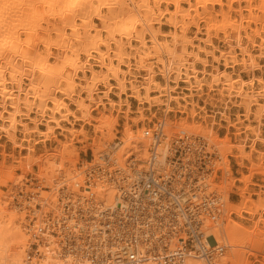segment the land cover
Masks as SVG:
<instances>
[{
    "label": "bare ground",
    "instance_id": "bare-ground-1",
    "mask_svg": "<svg viewBox=\"0 0 264 264\" xmlns=\"http://www.w3.org/2000/svg\"><path fill=\"white\" fill-rule=\"evenodd\" d=\"M5 1L4 3L0 2V120L3 122L0 128L6 132L10 140H13V143L16 141V132L20 126L25 133L30 134L38 131L46 138H50L52 137L51 133L54 134L55 127L67 130L61 125V121H68L71 125L77 121L90 122L92 108L99 101L95 97L98 85L104 84L110 89L108 83L111 78L117 80L121 92H124L130 83L133 95L141 102H151L152 85H155L156 89L160 91V96L167 95L169 100L172 90L175 89L170 82H176L183 76L187 81L194 79L198 84H203L196 63L201 61L200 51L205 50L203 48L189 49V46H194L192 39L187 36L189 25L182 24L184 27L182 26L180 30L172 28L173 30L169 33H165L160 26H155L159 16L167 13L160 8L162 0H153L154 2L151 0H99L100 4L96 7L89 4L91 0H86L87 3L83 2V5L79 4L81 0H54V6L58 2V5L61 3L64 8L53 11L42 18L37 16L39 15L37 14L38 9L32 7V4L29 5L31 7L27 6V3L25 6H23L24 4L16 6L15 9L12 2L10 4L9 1L7 3ZM233 1L235 0H231V3ZM246 1L250 2L251 0ZM171 2L175 5V9L172 11L170 23L177 27L179 26L177 16L180 15L184 18L187 13H181L180 0H171ZM262 4L260 10L264 12V0ZM87 6L93 10L79 18L81 19L80 24L77 23L76 17L82 16L81 13H85L82 10ZM104 7L111 9V16H103L102 8ZM231 9H233L232 4ZM248 9L252 11L253 7L250 6ZM235 10L239 11L238 8ZM88 11L90 12V10ZM92 13L99 19V23L93 21ZM35 15L38 19L37 17L34 19ZM251 17L255 18L256 15H251ZM242 21L243 17L227 21L224 23L226 24L224 27L222 25L227 50L221 51H223L222 55L227 58L228 55L235 56L233 50L240 48L243 58L242 61H239L243 70L253 71L258 67V61L246 45L247 43L243 42ZM43 22L46 26L43 25ZM230 27L232 28L228 31L227 29ZM102 32H106L105 38L102 37ZM52 33H55L56 36L52 37ZM117 35L120 37L116 39ZM160 36L170 37V39L161 40ZM133 38L137 41V46H133ZM251 39L254 41V38ZM40 41L43 42L45 50H39ZM113 43H115V47H113ZM128 44L133 46V56L126 51ZM53 48L57 50V53L53 54L51 51ZM260 48H264V38ZM93 52L97 53L96 63L101 69L94 67L96 63L91 60ZM211 52L214 51L211 50L205 54L211 56ZM262 53L264 55V51ZM81 54L85 55V59L80 58ZM52 56H54V61ZM215 57L218 62L219 58L217 59V57L220 56L215 55ZM133 58L136 60L135 66L132 62H126L129 69H122L121 65L125 60ZM152 58L158 59L154 62L159 65L160 73L166 80L165 84L155 80L154 62H150V64L148 62ZM115 60H118V63H115ZM233 61H235L234 58ZM201 62L204 66L208 65L206 59ZM133 69L137 73H134L133 78L128 80L126 74ZM206 71L201 70L203 74ZM142 72L143 74H141ZM210 75L212 82L216 83L221 82L222 77L229 76L224 81V87L228 96L235 95L243 99L244 116L246 117L241 121H256V125L247 124L246 128L249 129V132L241 137V143L238 146L235 145L239 152L237 156L253 161L252 153L245 152L247 153L245 154L244 151L247 144L254 151L258 139L264 143V135L261 130V125L264 123V86H260L257 93L253 91L254 88L246 89L249 83L241 78L240 74L237 77H232V74L224 72L216 65L213 66ZM258 79L264 83L261 78ZM63 82L65 86H62ZM141 89H145V94H142ZM106 95H108V90ZM65 98L71 100L76 107L75 110L69 108ZM49 102L52 106L48 122L54 124L48 125L46 130H40L38 118L31 117L30 112L36 110L41 116H45L46 110L49 109ZM254 105L257 106L255 110L252 109ZM76 111H79V114ZM251 114L254 115L253 120L250 117ZM29 118L31 126L24 122V119ZM166 120V118L160 120L166 124L163 148H160L163 158L166 151L165 145L169 144L171 135L177 133L179 127L187 130L191 137L193 136L190 142L191 150L185 155V161H189L197 155V150L201 147L199 144L201 141L197 140L198 137L208 139L210 146L220 149L224 157H226L227 151L234 148L229 139L224 143H219L212 125L186 124V120L172 124ZM97 121L95 129L101 132L100 141L91 138V145H95L98 150L102 146H108V150L100 152L96 162L102 163L105 160L111 168H119L129 174L133 169H142L149 159L151 147V138L146 136L147 130L140 129L138 132H133L130 125L125 123V126L128 125L125 127V136L121 144H117L111 142L114 139L112 131L118 123L117 118L103 114ZM79 130L68 129L71 136L83 133ZM72 139L73 137L68 141H63L62 148L57 150V153L49 154L50 156L44 154L23 164L22 169L25 172L31 170L30 165L33 161L41 166L37 175L40 179L39 189L34 191L38 193V198L35 197L36 200L29 202V205L34 207H30L34 223L28 227L24 220L25 214L13 213L10 215L7 213V201L0 207V264H205L193 252L182 253L180 259L171 263L161 260L165 253L168 252L169 255H172L177 251L174 248L176 240L171 225H169L170 220L166 217L167 227H164L165 224L161 223L154 215H148L140 222L141 215H138L137 212L134 215L126 214V216H132L133 221H137L138 225L142 223L144 225L142 229L135 226L129 229V226L120 222V217L115 216L119 212L118 199L121 196L119 195L121 188L119 176L98 172L94 178H90V184H86L89 176L86 178L85 174L82 178L81 171L73 167L77 152L71 148ZM85 139L88 140L90 137ZM29 150L34 151V148L30 147ZM256 151L260 153L258 161H253L252 172L245 175L241 179L242 181H249L254 172L259 171L264 174L262 158L264 152ZM160 158L157 159L160 161ZM217 161L221 162L216 159V163ZM223 168L229 179L231 169L227 160H223ZM111 171L113 170L109 172ZM1 180L3 184H7L9 181L17 179L14 178L10 170ZM43 181H46V184L51 188L50 192H41ZM127 181L129 182L127 191L133 190L132 180L128 178ZM15 183L21 186L24 182L19 179ZM207 183L210 185L212 183L214 186V178H209ZM219 186L222 199L219 208L225 207L222 209L223 214L219 215L218 219L211 221L208 214L202 213L200 220L205 228L204 233L213 230L216 240L222 242L223 246H230L233 251L230 256L219 251L213 253L211 259H208V263L250 264L247 261L249 251L247 252L243 247H252L255 244L254 241L257 240L255 246L258 247L253 248L259 251L264 250V238L255 237L256 230L263 228L258 223L261 217L252 226H246L228 217L231 212L240 213L243 211L248 202L252 205L251 208L246 209L248 213L251 215L261 214V211L264 210V190L262 196L255 201L245 198L246 190L242 188L239 190L242 201L236 204L230 202L227 195L225 197L224 188ZM22 201L25 206L27 200L23 199ZM121 203L123 206H127L124 202ZM38 204H40L39 207ZM50 211H54L52 219L49 217ZM35 219L36 221H34ZM105 219L107 220L105 221ZM173 223H175L174 220ZM104 225L109 227V231L103 228ZM89 226H92L91 229ZM122 235L125 239L124 242L118 241ZM31 237H34L39 243L33 256L30 255L31 251L29 252ZM66 240L67 248L61 243ZM207 242L210 243L208 239ZM165 245L168 248H165ZM109 248L112 251L111 255H109ZM128 250H133L134 259L125 256ZM132 252H129V255Z\"/></svg>",
    "mask_w": 264,
    "mask_h": 264
},
{
    "label": "rangeland",
    "instance_id": "rangeland-1",
    "mask_svg": "<svg viewBox=\"0 0 264 264\" xmlns=\"http://www.w3.org/2000/svg\"><path fill=\"white\" fill-rule=\"evenodd\" d=\"M4 1L5 0H0L1 3H4ZM32 1L6 0L5 2L6 3L12 2V6L13 7L15 6V9L20 5L22 6L23 4H24L23 6L27 5V3H28L27 6L32 4L31 5L32 7H35L36 10L38 9L37 14L39 15L37 14L36 15L40 18L46 17L51 12L53 13V11L55 12L56 10H60L64 8L60 2L59 5H61L62 7L58 5V2L54 6L55 4L54 0H32ZM151 1L154 2L153 0ZM180 1H181L180 7L182 10L181 13L183 14L187 13V16H185L184 18L183 16L181 17L180 15L177 16V19L179 20L178 21L179 26L175 27L170 23V17L172 15V11H174L175 9V5L171 2V0L161 1L160 3L161 10H164L167 13L163 14L162 16H159V18L157 19L158 23H155V26L156 27L160 26L165 33H169L173 29L180 30L183 26L182 24H185L184 26L189 25L187 30V36L192 39L195 46V47L189 46V49L199 50L200 48H203L205 51H200L199 53L201 57V61L203 59L208 60L207 66H204L201 61H197L196 63V67L200 70L198 74L202 79L203 84H198L197 82L194 81V79L192 80L190 79L189 81H187L184 79L185 78L184 76L176 82L171 81L170 84L175 89L172 90L171 97L169 100L167 99L168 98L167 95L160 96L161 94L160 91L156 89L155 85H152V89L150 91L151 102H141L133 95V91L130 89V83H128L129 86H127V89L124 92H121V89L117 84V80L111 78L108 83L110 89L105 87L104 84L98 85V92L95 95V97L98 98L99 101L92 108L93 110L91 113L92 117L90 122L86 123L83 121H77L74 123L75 125L74 124L71 125L68 123V121H61V125L67 130H63L60 127H55L54 134L51 133L52 137L50 138H46V136H44L41 132L38 131L32 132L30 134L25 133L22 130V127L20 126L17 129L16 141H14V143L13 140H10L6 132H3L0 128V183H1L0 207L6 204L5 202L7 201V206H6L7 213H9L10 215H12L13 213L25 214L24 220H25V224L28 227L34 223L31 217L33 213L30 209V207L32 206L29 205V202H32L33 200H36V198H38V193L34 191L39 189L40 179H38L37 175L40 172L41 166H39L38 163H35L33 161L32 164L30 165L31 170H28L26 172L24 171V169H22V166L25 162L29 160H33L41 155L48 154V156H50L52 155V153L53 154L57 153L59 149L62 148L61 145L62 142L70 140L71 137H73L71 141L73 145L71 146V148L75 150V152H77V155H75L74 157L75 161L73 167L75 169L80 170L81 177L82 178L84 177V173H86V171H88L91 167H93L92 164L98 160L99 153L108 150V146H102V148L98 150L95 145H91L92 143L91 138L100 141L101 132L95 129V124L98 123L97 119L101 117L103 114L110 117H116L118 120L117 125L112 131L114 133V139L111 141L117 144H121L122 139L125 136L124 133L125 127L128 125H130L131 130L133 132H138L140 129H148V128L153 129L156 123L164 118L167 119L166 120L167 122H170L172 124L173 123L177 124L182 122L183 120H186L185 121L186 124H192V125L199 124L202 126L212 125L213 129L216 132V138L218 139L220 144L222 142L224 143L225 140L227 141V139H229L230 144L234 145V148H232L229 152L227 151L226 157H224L220 149H217L215 147L212 148V146H210L209 144V140L206 139L205 137H202V140L205 143H207L206 149L208 151L215 150L220 155L221 162L217 161L216 163L218 167L217 182L219 185L222 186V188H224L223 190H225L224 191L225 197L227 195L230 202L236 204L240 203L242 201V196L239 194V190L242 188L246 190L245 191L246 193L244 195L245 198H249L251 200L256 201L259 199V197L262 196L263 193L262 191L264 190V174L262 172L259 171H258L259 173L254 172L250 177L249 181L247 182L242 181L241 179L245 175H249L252 172L251 169L253 168L252 167L253 161L257 162L258 157L260 155V153L256 150H260L264 152V143H261V140L258 139L255 145L256 149L254 151L251 150L252 149L251 146H249L248 144L246 145V149L244 153L245 152H247L248 154L252 153L253 161H251V159L249 158L243 159L242 157L237 156V154H239L237 150V146L239 143H241V137L245 135L247 132H249L248 131L249 129L246 128L247 124L250 123L252 125H256L255 123L256 121H251V122L250 120L241 121L246 117L244 116L245 108L242 103L243 99L235 95L232 97L228 96V92L224 87L225 85L224 81H226V79L229 76H227L226 78L222 77L223 82L221 81L216 83V82H212L210 72L213 70V66L216 65L224 72L232 74V77H237L240 74V77L248 81L249 83L248 86H246V89L254 88L253 91H256V93L258 90H260L261 87L264 86V83L259 81L258 79L261 78V80L264 81V55L262 53L264 51V48H260L261 42L264 38V12L260 10V7L263 5L262 4L263 0H251L250 2L246 0H239V1L235 0L232 3L231 0H219V1L218 0H180ZM83 2H85V4L87 3L86 0H81L79 1V4L83 5L84 4ZM90 3L91 5H93V7H96L98 6V4H100L99 0H91L89 4ZM231 4L233 9L238 8L239 11L240 10L241 11L239 12L236 11L235 9L230 10ZM153 5L155 4L153 3ZM250 6L253 7L252 11H249L248 9ZM88 10H90V12ZM91 10L93 9L87 6L84 10H82L85 13H81L82 16L76 17V22L80 24L81 19L79 18H82L83 16H86L87 14L91 13ZM102 14L103 16H111L112 14L111 9L108 7L102 8ZM36 15L34 19H36L37 17ZM210 15L212 16V18H210L211 17ZM251 15H256V17L252 18ZM242 17H243L242 27L244 28H242L241 33L244 36L243 42L247 43L246 45L251 50L253 56H255L256 61H258L257 62L258 67L253 71L247 69L243 70L242 64H240V61H242L243 58V54H241L242 50L240 48H236L233 50V54L235 53V56L228 55V57L225 58V55H222V52L227 50L226 43L224 42L225 33L222 32L223 27L226 25L224 23H227V21L229 20L231 21L234 19H240ZM92 19L95 23L100 22L99 19L93 13H92ZM235 24L237 25V23ZM43 25L46 26L45 22H43ZM231 28L232 27H230L227 30L230 31ZM68 32H70V30H68ZM55 36L56 34L52 33V37ZM102 37L104 38L106 37V32H102ZM119 37L120 36L117 35L116 39ZM147 37L148 39L150 38L149 35ZM167 38L170 39V37L160 36L161 40ZM251 38H254V41ZM251 40L253 44L251 43ZM132 44L133 46L138 45L137 41L134 38L132 39ZM149 44L151 43L149 42ZM112 45L113 47H115V43H113ZM133 46L128 44V47L126 49V51L129 52L131 56L134 55ZM38 48L41 51L43 49L45 50L43 42L40 41ZM211 50L214 51L211 52V56L209 54H205L210 52ZM51 51L53 52V54L57 53V50L55 48H53ZM96 54H97L96 52H93V58L91 59L94 63H96V59H95ZM215 55L220 56L217 57V59L219 58L218 62L217 60H215L216 59ZM80 58L85 59V55L81 54ZM233 58L235 59L236 62L233 61ZM52 60L53 61L55 60L54 56H52ZM156 60L158 59L152 58L149 59L148 62L150 64V62H154ZM114 62L118 63V60H115ZM126 62L128 63L132 62L133 66H135L136 60L134 58L131 60L126 59L124 64L121 65L123 67V68L121 67L122 69L128 70L129 67H127ZM154 66L156 72V73L154 72L155 80H157L161 84H165L166 80H164L163 75L160 73L161 72L160 67L157 64V62H154ZM94 67L95 69H101L100 66L97 65V63L94 65ZM202 69L207 70L206 73L203 74L201 72ZM133 70L131 72H127L126 78L128 80L133 78L132 75L134 73H137L135 69ZM141 74H143V72ZM80 75L82 74L80 73ZM172 78L174 79V76H172ZM115 85H117L118 87ZM62 86H65L64 82L62 83ZM107 90H108V95H106ZM141 91L142 94H145L146 92L145 89H141ZM64 100L69 105L70 109L72 110L76 109L75 105L71 102L70 99L65 98ZM48 106L49 109L46 110L45 116H41V114H39V112H36V110H32L30 112L31 117L38 118L39 120L38 126L40 130H46L48 125L54 124L52 122H48V117L51 113L50 107L52 106V104L49 102ZM256 108L257 106L255 105L252 107L253 110H255ZM76 112L77 114H79V111ZM250 117L252 119L254 118V115L251 114ZM70 119L72 120L73 117L71 116ZM30 121H31L30 118L27 120L24 119V122L28 123L31 126V124L29 123ZM1 123L3 122L0 120V125ZM125 123L128 125L125 126ZM69 128H75V130L81 129L79 131H83V133H78L76 136L73 135L71 136L68 131ZM181 128L180 127L178 128L177 133H180V131L184 129ZM261 130H262V134L264 135V123H262L261 125ZM186 132L189 133L187 130ZM177 133L172 134L170 139H173ZM86 137L87 138L90 137V139L86 140L85 139ZM30 147H33L34 151H30L29 150ZM227 155L229 156L227 157ZM262 158L264 165V154ZM223 160H227L231 169V177L229 179L226 177V173H224ZM10 170L14 178L17 180L9 181L7 184H3L1 182L2 181L1 179H3V177L6 175V172ZM19 179H22V182H24L23 185L21 186L20 184L17 185L15 183ZM228 182L229 183L232 182L233 185L229 184ZM46 183H47L46 181L45 182L43 181L42 183L43 185H41L42 186L41 192L51 191V188ZM23 199L27 200L25 201L27 202L25 206L22 201ZM37 202L39 203V201ZM39 206L40 204H38V207ZM251 206H252L251 203L249 202L246 203V206H244L243 211H241L240 213L236 211L231 212L228 218H231L233 221H237L246 226H252L261 217L258 223L259 226L263 228L256 230L255 237H259V239H263L264 210L261 211V214L251 215L246 211V209L251 208ZM49 217L51 219L52 217H54V211L49 212ZM36 219L34 221H36ZM35 242L37 244H33ZM254 242L256 244L257 240H255ZM61 243L64 244L65 248H67L65 241H61ZM255 244L252 247H248V246L243 247V249H245L247 252L249 251L247 261L250 264H264V250L259 251L254 249L255 247H258L255 246ZM38 247H39L38 241H36L34 237H31V245L29 250V252L31 251L30 252L31 256L35 254ZM229 247L230 246L225 245V251H223V253H225L228 256L232 255L231 252L233 251V249ZM250 252H252L253 254Z\"/></svg>",
    "mask_w": 264,
    "mask_h": 264
},
{
    "label": "built area",
    "instance_id": "built-area-1",
    "mask_svg": "<svg viewBox=\"0 0 264 264\" xmlns=\"http://www.w3.org/2000/svg\"><path fill=\"white\" fill-rule=\"evenodd\" d=\"M165 125V122L158 121L153 129H146V136L151 138V147L149 159L142 169H133L130 175L122 169L111 168L103 160L102 163L92 164L93 167L84 173L86 178L89 176L86 184L89 185L90 178H94L98 172L119 176L121 187L119 195L121 196L118 199L119 212L115 216L120 217V222L129 226V229L133 226L142 229L144 227L142 223L138 225L137 221H133L132 216H126V214L134 215L137 212L141 215L140 222L148 215H154L165 224L164 227H167V218L170 220L169 225L174 233L176 240L174 248L177 251L172 255L165 253L161 260L171 263L180 259L182 253L193 252L205 264H209L208 259H211L213 253L225 251V246L216 240L213 230L209 233L203 232L205 228L200 220L202 213L208 214L211 221L223 214L219 208L222 199L217 182L218 167L216 165V159L220 160V155L215 150L208 151L207 143L202 140V137H198L197 140L201 141L199 143L201 147L197 150V155L185 161V155L191 150L190 142L193 136L191 137L186 130L182 129L169 144L165 145L166 151L163 154L165 156L161 157L160 148H163ZM157 158H160V161ZM110 170L113 171L109 172ZM128 178L132 180L134 189L127 191ZM176 178L179 180H175ZM209 178H214V186L212 183L211 185L206 184ZM121 202L127 206H123ZM91 227L89 226V229ZM103 228L109 231L108 226L104 225ZM207 239L211 244L207 242ZM124 240L123 235L118 239L120 242ZM132 251L128 250L125 256L134 259L135 255ZM111 252L109 248V255ZM129 252L132 254L129 255Z\"/></svg>",
    "mask_w": 264,
    "mask_h": 264
}]
</instances>
